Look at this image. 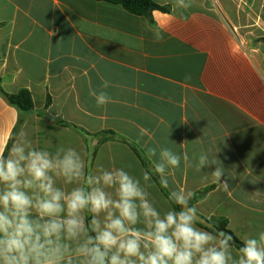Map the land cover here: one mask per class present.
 Instances as JSON below:
<instances>
[{"label": "crops", "instance_id": "obj_1", "mask_svg": "<svg viewBox=\"0 0 264 264\" xmlns=\"http://www.w3.org/2000/svg\"><path fill=\"white\" fill-rule=\"evenodd\" d=\"M155 2L169 12L149 21L101 0H0L1 87L26 89L33 101L19 123L0 95V151L23 128L34 148H75L88 171L101 163L141 179L147 172L161 212L173 208V190H206L192 205L226 219L243 243L264 232V0ZM90 90L111 102L97 106ZM103 131L114 139L98 143ZM164 147L189 159L163 191L152 172ZM148 148L157 150L151 160ZM201 151L215 164L197 171ZM215 167L228 192L213 182Z\"/></svg>", "mask_w": 264, "mask_h": 264}, {"label": "clouds", "instance_id": "obj_2", "mask_svg": "<svg viewBox=\"0 0 264 264\" xmlns=\"http://www.w3.org/2000/svg\"><path fill=\"white\" fill-rule=\"evenodd\" d=\"M191 6V0H174V8ZM155 38L163 37L157 31ZM89 95L97 106L111 102L103 90ZM139 133L150 138L145 128ZM156 155L155 148L147 149L150 160ZM181 159L187 162V153L159 150L153 171L162 187H169V172ZM212 164L201 151L196 170ZM210 175L229 191L227 180L221 182L223 168ZM150 180L147 172L141 179L125 167L101 163L88 171L75 148L54 153L34 148L21 128L7 154L0 151V264H264V232L246 238L234 254L231 235L197 227L201 220L190 204L192 191H171L179 210L161 212L147 190L154 187Z\"/></svg>", "mask_w": 264, "mask_h": 264}, {"label": "trees", "instance_id": "obj_3", "mask_svg": "<svg viewBox=\"0 0 264 264\" xmlns=\"http://www.w3.org/2000/svg\"><path fill=\"white\" fill-rule=\"evenodd\" d=\"M101 1H104L107 3H112V4H117V5L121 6L122 8H124L125 10H127L128 12L135 14V15L143 16L149 21L152 20V12L153 11H160L163 13L169 12L168 7L158 5L155 2V0H101ZM0 95L7 101V103L9 105L13 106L14 108H16L18 110V112L20 114L19 120H18L19 123L21 121L20 117L33 109V101H32V98H31L29 91H27L26 89H21L15 93L5 92L1 87V78H0ZM47 104H48V102H47ZM59 123L67 126L63 121L59 120ZM74 130H77V129H75V127H74ZM99 135L106 136V137L100 138L98 143H103L105 141L114 139V133H112L110 131H103V132L99 133ZM11 138L7 144L6 150L8 148H10V146H11ZM135 153L138 155V152L136 150H135ZM152 175H153L155 182L158 184V186L161 188V190H163L162 186L160 185L158 175L154 172H152ZM205 192H206V190H203V191L198 192L196 195H194V197L190 201V204L192 205V202L194 200L202 198L204 196ZM167 198L169 199L173 208L179 210V206L176 205L175 202L172 201L169 196H167ZM207 220L217 229V231L213 230V229L206 228L199 223L197 225L199 227H201L202 229L207 230V231H216V232L224 231V232L228 233L229 235L232 236L233 247L236 248L237 250L243 245V243L228 229L226 219H224V218H209Z\"/></svg>", "mask_w": 264, "mask_h": 264}, {"label": "water", "instance_id": "obj_4", "mask_svg": "<svg viewBox=\"0 0 264 264\" xmlns=\"http://www.w3.org/2000/svg\"><path fill=\"white\" fill-rule=\"evenodd\" d=\"M200 220H201V222L199 224L203 225L206 228L213 229V230L217 231V229L206 218L200 216Z\"/></svg>", "mask_w": 264, "mask_h": 264}]
</instances>
